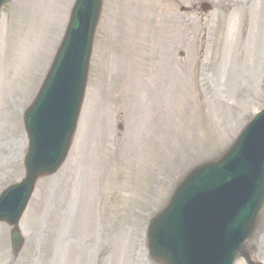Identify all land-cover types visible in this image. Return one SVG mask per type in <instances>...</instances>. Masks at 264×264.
I'll return each instance as SVG.
<instances>
[{"label":"rangeland","instance_id":"374dc122","mask_svg":"<svg viewBox=\"0 0 264 264\" xmlns=\"http://www.w3.org/2000/svg\"><path fill=\"white\" fill-rule=\"evenodd\" d=\"M74 1L11 0L2 12L0 191L25 174L23 112ZM260 1L104 0L69 157L39 181L17 255L0 223V264H157L149 219L183 174L229 147L264 107ZM248 247L264 262V211Z\"/></svg>","mask_w":264,"mask_h":264},{"label":"water","instance_id":"95a60500","mask_svg":"<svg viewBox=\"0 0 264 264\" xmlns=\"http://www.w3.org/2000/svg\"><path fill=\"white\" fill-rule=\"evenodd\" d=\"M8 1L0 0V9ZM101 8L102 0H77L55 63L25 115L27 175L0 197V220L14 226L16 251L23 244L18 222L37 179L56 172L71 145ZM263 209L264 111L221 158L197 166L179 183L166 208L151 220V257L163 264H234L239 255L247 256L245 244Z\"/></svg>","mask_w":264,"mask_h":264},{"label":"bare ground","instance_id":"6f19581e","mask_svg":"<svg viewBox=\"0 0 264 264\" xmlns=\"http://www.w3.org/2000/svg\"><path fill=\"white\" fill-rule=\"evenodd\" d=\"M240 2H241L240 0H237L236 2H234V4H238ZM262 5H264V1H260V6H262ZM251 8H253V7L251 6Z\"/></svg>","mask_w":264,"mask_h":264}]
</instances>
